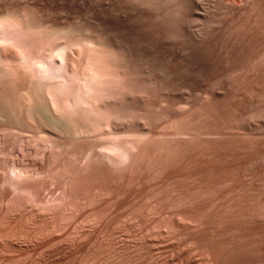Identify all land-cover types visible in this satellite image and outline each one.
Masks as SVG:
<instances>
[{
    "label": "rangeland",
    "instance_id": "374dc122",
    "mask_svg": "<svg viewBox=\"0 0 264 264\" xmlns=\"http://www.w3.org/2000/svg\"><path fill=\"white\" fill-rule=\"evenodd\" d=\"M39 1L35 0L45 7L51 2L52 10L48 9L54 13V6L64 7V15L76 21L86 16L94 25L100 20V27L105 26L102 30L112 33L109 37L118 38L114 40L117 43L122 39L119 47L130 48L127 51L134 55V64L147 65L155 74L151 78L154 87L140 94L147 96L148 103L144 96L143 100L140 96L133 100L134 104L142 100L151 108L144 110V104L136 107L137 103L134 107L131 101L127 104L134 108L124 110L121 104L120 112L134 115L130 120L137 115L136 120H143L135 121L138 127L134 120L126 124L129 129L123 126L126 136H120L125 132L122 127L114 131V125L111 128L119 135L108 126L107 131L93 135L85 134V130L80 133V127L70 122L77 128V136H59L55 125V133L50 132L54 137H49L53 141L48 138L51 144L41 143L44 136L37 132L40 145L31 139L30 149L24 147V138L18 143L22 153L16 146L11 155L14 159L9 156L3 163L0 159V264H264V133L250 137L245 131L227 130L222 141L196 140L198 143L190 142L192 132L191 138L176 136V122L172 123L194 110V105L189 108L190 102H185L187 98L190 101L193 97L195 104L196 97L204 98L210 92L212 96L216 91L227 94L229 90L230 99L215 100V108L206 110L207 118L195 114L191 119L201 128H220L233 121L235 109L245 107L250 98L253 102L250 89L264 93V66L254 73L256 84L242 85L246 64L264 57L263 33L253 35L250 45L248 39L240 43L234 32L248 0H205L218 14L214 19L198 10L196 0ZM52 2L60 4L57 7ZM59 12L63 14L62 9ZM205 28L213 32L202 44L197 35ZM245 55L249 58L243 65ZM162 85L168 86L167 91L172 88L170 93L174 89L175 98ZM188 91L190 98L184 94ZM175 95H186L185 103L182 96L178 102ZM257 100L255 104L261 101L264 106L262 99ZM186 103L190 111L177 110ZM170 104L171 110L179 106L177 112L169 111ZM54 112L55 120L70 124L68 116L61 118ZM158 114L163 119L158 120ZM154 115L155 122L151 120ZM116 146L125 147L127 152L123 153L122 147L120 156L114 151ZM12 165L29 169L25 170L30 173L22 177L29 178L30 174V181H18L19 186L14 180V185L8 183V177L18 178L10 171ZM65 167H69L68 173Z\"/></svg>",
    "mask_w": 264,
    "mask_h": 264
},
{
    "label": "bare ground",
    "instance_id": "6f19581e",
    "mask_svg": "<svg viewBox=\"0 0 264 264\" xmlns=\"http://www.w3.org/2000/svg\"><path fill=\"white\" fill-rule=\"evenodd\" d=\"M33 1L35 2V0H0V159H3V161L1 160L2 163L5 162L4 159H7V157L9 158V156L12 155L13 150H15V147L18 146V143L22 141L24 138L27 142L26 144H28V142L32 143L31 139L33 140L36 139V141H33L34 142L33 144H39L40 139L42 140L44 139L45 141H41V143L43 142L46 145V143L51 140L50 138L54 137V135L52 136L50 132L54 130L53 126L55 125H57L55 126L56 129L57 127L58 129L59 127H61L60 131L57 129V131L60 132L59 136H61V133L65 136L66 135L73 136L72 133H75L74 135L77 136L78 135L77 133L79 131L80 133L81 132L84 133V130H85V134L90 133V135H93L92 133L96 134V132L100 133V131L102 132L107 131L109 127L111 128L113 127V125L115 126L113 128L114 131L115 129L117 131L119 129V128L118 129L116 128L117 126L123 128V126H125L126 124L129 125L131 123L129 121H133V120H134V123L135 121L137 122V120L138 121L141 120V123H142L143 121L142 119L138 118L136 120V117H138L137 114L135 118H131L130 120L129 119L130 117H134V115H131L132 114L131 111H126L123 113L120 111H122L124 107H125L124 110L134 108L137 102L134 104L133 100L138 101L140 97L144 96V95H140L142 92L143 93H145V91L147 92L148 87L150 88L154 87L152 77H154L153 75L155 74H152L154 72H150L151 68L149 70V67L147 65H144V67L139 65L142 68V71H141V68L137 66L138 64H134L136 63L135 62L136 60L134 59L135 57H133L134 55L132 54L133 56L131 57L130 55L131 51L129 52L127 51V50H130V48L126 49L125 48L126 46L122 45L124 43H121V45L126 50L122 49V47L121 48L119 47L120 41L122 39L120 41L118 40L119 45L116 42L117 40L114 41L115 39H118V38H115L114 36L113 37L110 36L111 37L110 39V37L108 36L110 32H108L109 34H107L105 30L104 31L102 30L105 26L103 25L104 26L103 27L101 25L103 28L100 27L99 24H102L101 22L99 23L100 20H97V18H94V20L96 19L98 21L96 23V24L99 23L98 25H96L95 22H94V25L89 23L90 21L87 22L86 16H83V19L84 17L86 18L85 19L86 22H84L82 18H80V20H83V21H80V20L76 21L75 18L72 19L71 17L70 18L66 17L67 14L65 13L66 15H64L63 13L64 7H61L59 5L62 9L63 14H61L60 12L59 13L61 16L62 15L64 16V17L63 16L61 17L57 13L59 10L61 11V9L57 8L58 11H56L57 9L54 6L56 13H54V11L53 12L51 11L52 7L51 5H49V3L51 2L48 3L45 0L48 3L46 6H50V7H45L43 6L45 3L44 4L42 3V5H39V3H36V2L34 3ZM148 1L149 0H147V2ZM198 1L200 3L197 2V0L196 2L194 1V3L198 5L196 7L198 8L199 11L204 12V14L207 17H209V19H211V17L212 19H214L215 17L218 16L217 12L213 11L215 10V8L213 9L211 6H208L205 0H198ZM62 2L63 1H61V5H62ZM52 4L54 3L52 2ZM65 7L67 8L66 5ZM48 8H51V10H49ZM210 10L212 12H210ZM65 11H67V9H65ZM71 12L69 13L70 16H71ZM75 14L77 13L75 12ZM75 14H73V16ZM79 17L80 16H78V19ZM237 23L238 25H235V28L237 26V29H236L237 31H234L237 34L236 36L234 33L236 38L240 37L241 41L248 39L249 44L252 45L253 35L256 36L257 33L258 34L261 33V36H262V33L264 34V0H248L245 6L242 7L241 9L240 21ZM212 32L213 31L206 29V28L201 29L198 32L197 37L203 41V42L201 41L203 44L204 42L208 41V39L212 35ZM238 33H239V36H238ZM241 41L239 42L242 44L244 42L245 43L247 42V40L244 42L243 41L241 42ZM248 58L249 57H247L246 55L243 56V60H242L243 65H245ZM258 59H254L251 62L247 63L244 68L245 70H244L242 85H244L245 88L251 87L253 85L254 80H255L254 73L258 70L259 67L264 66V57L262 59L261 58L259 60ZM145 66L147 68H145ZM143 68H145V70H143ZM203 73L205 74V72ZM254 84H256V82ZM164 86H165V89L163 88ZM164 86L162 85V88L164 89V91L165 90L166 92L169 91L168 93L172 94L174 89L170 93V90H172V88L169 87L167 91L168 86L166 85ZM118 88H121L122 91L124 92H122L120 89L119 91ZM190 91H192V93L194 92L193 90H190ZM190 91L184 92V94H186L188 97L189 94H192ZM226 91H227V94L226 93L222 94V92H219L218 93L219 95L217 94V91L216 93L212 91L213 92L212 96L210 95L211 92L209 93V95L207 93L206 97L199 98V99H203L201 102H198L199 99H197L196 97L197 105H195L196 103L193 104L195 99L191 101L193 97L189 101L188 98L185 97L186 95L185 96L180 95L182 96L181 97L182 100H183V97L187 98L188 100V101L183 100V103L190 102L191 107L189 108H192L193 107L192 105H194L195 107L193 108L194 110L190 111L188 108V106L190 105L188 103H186L187 109L185 108L186 106L182 108L184 105L182 106L180 105V108H181L180 109L179 106L176 104V106H178L176 107V109L179 108L177 109L178 111H182V109H184V112L187 110H189L190 112L188 111L187 113L185 112L187 115L186 116L184 115V117L180 116L182 118L181 119L179 118L178 121H176L177 119L172 120V123L174 121L176 122L175 124L173 123L175 125V128L173 124H170L171 126L173 125L174 129L173 128L172 129L175 131L174 134L181 139H183L182 137H187V136L189 138L191 136L190 134H193L192 135L193 139H189L191 140L190 142H193L192 140H195V141L204 140L205 142L222 141L225 137L224 132L227 130L245 131L246 133L244 134H250V135L253 134L255 136L259 135L258 137H260L262 134L260 135L259 133L260 132L264 133V123L261 122V121H264V106L261 105L262 104L261 101H259L260 103L258 102V104H255V103H257L258 101L257 99L259 98L262 99V102H264V93H261V94L256 93V91H254L253 89H250L249 91L250 97H252L253 95L256 97L257 95L256 99H254L255 97L253 96L252 97L253 102H251V98H250L249 102L251 103H250V107H248L249 109L246 107L249 105V102L247 105L245 104V107L240 104L242 109L238 108V106H237L238 109H235L236 108L235 107L234 108L235 110L233 113L234 119H231L233 120L232 122L230 121L228 122V124L224 123L225 125H223L222 127L212 128V129L211 128L207 129V127L201 128V126L200 127L195 126L197 125L196 124L197 121L194 123L195 120L193 121L191 120L192 116H194L195 114L199 116L200 114L201 115L204 114V117H206L207 115L206 110L208 108L213 107V105L215 106V104L218 103V102L214 103L216 102L215 100L221 99V98L224 99V97L229 98L230 96H232V94L228 93L229 90H226ZM154 92H156V90H154ZM220 93L222 95H220ZM172 95L170 96L171 98H172ZM180 96H178L177 99H179ZM190 96L191 95H189V98ZM136 97H139V98L137 99ZM144 97L146 98L147 96H144ZM170 97L168 96L167 99L168 98L170 99ZM141 99L143 100V97ZM142 100H139V103L144 104V105L142 106L141 104L137 103L136 107H138L139 105V107L142 106L141 108L143 109L145 108L144 110H146L147 108H149L150 110L151 107L149 104H148L149 107H147L148 98H146V100L144 99V101H146L147 103L146 102L143 103ZM176 100H173V101L169 100V102L171 101V103L174 104L173 102L175 101L176 103L177 102ZM180 101L181 99H179L178 102ZM115 102H118L120 105ZM130 102L134 105V107H132L133 105L128 106ZM145 103L147 106H145ZM183 103H178V104H183ZM124 104L125 105L127 104L126 106L128 108L124 106ZM117 105L121 106V108H118L119 110H117ZM168 106H170L169 111L174 112L175 110V112H177L175 108L174 110H171L172 109L171 104ZM51 110L56 111L58 113L57 116L61 114L60 116L61 118H63L64 115L66 117L68 116L66 120H69L68 121L69 123L72 122L77 128L78 127L81 128L85 126L83 128V131H81L82 128L81 129L79 128L77 132V128L74 127L72 123H70L69 125H72L74 129H72L73 127L69 126L68 123H66L67 125H64V123L60 122V120L58 119L55 120V117H53L55 115L54 114H52L53 116L51 115L52 113ZM231 112H233V110H231ZM127 113L128 115L130 113V115L128 116ZM208 114L210 115V113ZM161 115L159 114L157 115L158 120L163 119L162 118L163 115L162 116ZM155 116L156 115L151 117V120L154 119L153 122H155ZM77 117H80L81 119L77 120L78 119ZM194 118L195 117H193V119ZM82 119L84 120L82 121ZM149 119H146V122ZM157 119H156V122L158 121ZM84 121L86 122L85 125L79 124V123L83 124ZM89 122H92L93 124H95L93 125L95 127H91L90 125L91 123ZM88 123L90 126L88 125ZM137 124L139 125V123ZM137 124L135 123L136 126L135 125L134 126L138 127ZM193 125L195 127H193ZM107 126H108V129L106 128ZM126 126L124 127L125 129H126ZM86 127L88 129H86ZM90 127L93 129H91ZM128 127L129 126H127V128ZM95 128L97 131L94 130ZM124 128L123 130H125ZM113 129L111 128L109 129V131L111 130L113 131ZM126 130L124 133L122 132L123 134L119 133L120 136L124 134L125 136L128 135L126 134ZM114 131L112 133H114ZM121 131L122 130H120V132ZM35 132L36 134H34ZM37 132H39L40 135L42 134L44 137L43 138L40 137L39 139V136H35L37 135ZM52 133H55V132L52 131ZM56 134L55 135L58 136V133ZM114 134H117V133H114ZM175 135L173 136L175 137ZM72 136H70V138ZM174 137L172 138L174 139ZM250 137H252V135ZM48 138L50 140H48ZM37 139L39 143H37L38 142ZM60 140H61V137H60ZM49 143L50 142H48L47 144ZM26 144H22V146L25 145L24 147H28V146L30 147L29 144L27 146ZM172 146H174V144ZM19 147L21 146L19 145L18 149ZM120 147L122 148L123 146H120ZM35 148H36V145H35ZM59 148L60 147H58V149ZM121 148L119 149V146L118 148L116 146L115 150L113 148L112 150L110 149L109 150L111 152L115 151L119 153V155L121 156V153H122ZM124 148L125 147H123L122 149L124 150ZM46 149L47 148H45L44 151H46ZM117 149L121 151L119 152L117 151ZM26 150L25 151L23 150V152H26ZM19 151L21 152L20 149ZM41 151H43L42 148H41ZM124 152L125 150L123 151V153ZM11 159H14V157H12ZM55 162L56 161H54L53 163ZM263 163H264V159L262 161V164ZM11 168H10V171L13 172V174L16 175L18 178L16 179L15 177V179H12L10 178L11 176L8 177L9 178L8 183L10 181L11 182L10 184L13 183L14 185L15 184L14 181H16L17 185L15 186H19L17 183L18 181H20L19 183L22 184L23 182H21V180L23 181V180L29 179L31 176L29 174L30 175V176L28 175L29 178L23 179L22 175L25 177V175H27L29 172L25 170L27 169L25 167L22 168V170L17 169L15 166H13L12 170ZM65 168L67 169L66 173H68L69 167L68 168L65 167ZM3 170H6V169L3 168ZM60 170L62 171V169ZM6 179L7 178H5V180ZM27 181H30V179ZM27 181H24V182L26 183ZM22 187L24 186L22 185ZM7 233L9 232L7 231L5 234Z\"/></svg>",
    "mask_w": 264,
    "mask_h": 264
},
{
    "label": "snow or ice",
    "instance_id": "6c2138e0",
    "mask_svg": "<svg viewBox=\"0 0 264 264\" xmlns=\"http://www.w3.org/2000/svg\"><path fill=\"white\" fill-rule=\"evenodd\" d=\"M262 123H264V121H261Z\"/></svg>",
    "mask_w": 264,
    "mask_h": 264
}]
</instances>
